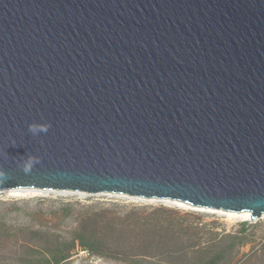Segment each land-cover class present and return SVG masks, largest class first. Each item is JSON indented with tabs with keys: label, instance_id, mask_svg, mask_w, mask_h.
I'll return each instance as SVG.
<instances>
[{
	"label": "water",
	"instance_id": "1",
	"mask_svg": "<svg viewBox=\"0 0 264 264\" xmlns=\"http://www.w3.org/2000/svg\"><path fill=\"white\" fill-rule=\"evenodd\" d=\"M16 188L260 219L264 0H0V190Z\"/></svg>",
	"mask_w": 264,
	"mask_h": 264
},
{
	"label": "rangeland",
	"instance_id": "2",
	"mask_svg": "<svg viewBox=\"0 0 264 264\" xmlns=\"http://www.w3.org/2000/svg\"><path fill=\"white\" fill-rule=\"evenodd\" d=\"M243 214L126 194L2 189L0 264H44L89 218L107 241H119L143 264H196L215 246H231L225 236L243 239L219 264H264V216L250 222ZM68 249L61 248L69 256L65 264H123Z\"/></svg>",
	"mask_w": 264,
	"mask_h": 264
},
{
	"label": "trees",
	"instance_id": "3",
	"mask_svg": "<svg viewBox=\"0 0 264 264\" xmlns=\"http://www.w3.org/2000/svg\"><path fill=\"white\" fill-rule=\"evenodd\" d=\"M159 223L163 222L162 218H158ZM246 226V224H243ZM162 228V225L159 226ZM0 231L4 232L2 226L0 227ZM225 238L231 239V246L219 250L215 248L206 251L207 254L202 255L196 262V264H219V260L225 256L224 254H230L232 251V246L234 244L242 243L241 237L238 236H225ZM66 246L67 251L68 248L72 250L75 248H80L83 251L88 252L90 255L100 256L104 259L117 261L123 264H143V260H138L133 257V255L129 254L127 250L124 248L123 244L119 241H107L105 236L101 234L99 227L93 224L91 218L85 220L80 229L75 233L73 239L69 242V244L59 245L56 252L50 253L49 258L44 259V264H65L69 261V256H67L66 252H63L61 248Z\"/></svg>",
	"mask_w": 264,
	"mask_h": 264
},
{
	"label": "clouds",
	"instance_id": "4",
	"mask_svg": "<svg viewBox=\"0 0 264 264\" xmlns=\"http://www.w3.org/2000/svg\"><path fill=\"white\" fill-rule=\"evenodd\" d=\"M51 125L47 122H31L27 124V133L33 137L37 138L41 135L47 134ZM39 163V157L33 154L27 153L25 156L20 157L18 166L21 171L25 174L29 173L32 168Z\"/></svg>",
	"mask_w": 264,
	"mask_h": 264
},
{
	"label": "bare ground",
	"instance_id": "5",
	"mask_svg": "<svg viewBox=\"0 0 264 264\" xmlns=\"http://www.w3.org/2000/svg\"><path fill=\"white\" fill-rule=\"evenodd\" d=\"M263 216H264V215H263ZM242 218L245 219V220H249V219H250V213L245 212V213L242 215Z\"/></svg>",
	"mask_w": 264,
	"mask_h": 264
}]
</instances>
